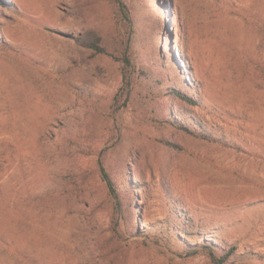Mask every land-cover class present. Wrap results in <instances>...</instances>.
Masks as SVG:
<instances>
[{
    "label": "rangeland",
    "instance_id": "374dc122",
    "mask_svg": "<svg viewBox=\"0 0 264 264\" xmlns=\"http://www.w3.org/2000/svg\"><path fill=\"white\" fill-rule=\"evenodd\" d=\"M126 1L140 60L156 43L159 79L170 50L187 61L192 111L230 145L167 124L155 82L83 46L112 43L108 0H0V264H222L133 234L100 164L144 183L141 229L179 203L227 264H264V0Z\"/></svg>",
    "mask_w": 264,
    "mask_h": 264
},
{
    "label": "trees",
    "instance_id": "16d2710c",
    "mask_svg": "<svg viewBox=\"0 0 264 264\" xmlns=\"http://www.w3.org/2000/svg\"><path fill=\"white\" fill-rule=\"evenodd\" d=\"M112 6V31L113 41L108 44L102 35L94 31L83 41V46L97 55L110 56L122 64V80L128 85L131 84L133 76L144 77L150 84L157 86V95L163 99L162 111L165 113L164 120L167 124L182 129L192 135L207 141H216L223 145H230L223 138L212 137V133L205 128L202 119H200L191 107H203L200 103V96L196 84L190 79L192 77L191 67L187 61L180 58L170 50L167 65H163V78L159 79V72H156L154 62H159L161 54L156 43L153 45V51L157 56L153 57L147 63L140 60L138 50H136L134 39L137 38L138 18L129 6L126 0H108ZM152 18L151 38H155L157 25L160 24L161 31L167 29L166 20ZM167 32L172 35L168 29ZM157 41V40H156ZM181 63V65H180ZM180 65V66H179ZM155 93L152 91L151 95ZM234 145H231L233 147ZM100 171L103 180L107 184L110 194L117 199V210L122 212V219L129 228L135 229L133 234L144 233L145 238H154L157 241H163L169 248L175 250L183 256L191 255L197 252L199 248L208 249L211 255L222 264H227L228 259L233 254L232 247H225L222 240L219 239L218 232L214 231V237L204 238L200 229L195 228V221L188 210L184 209L179 203L171 207L168 215L154 223L142 226V218L139 220L140 207L136 202L135 188L144 183L134 181L129 175H122L121 186L114 182L115 176L108 173L102 164ZM137 178V177H136ZM137 183V185L135 184ZM194 230H197L195 232ZM212 235V234H211ZM216 238V239H215ZM191 239H196L195 243ZM219 240V241H218Z\"/></svg>",
    "mask_w": 264,
    "mask_h": 264
}]
</instances>
